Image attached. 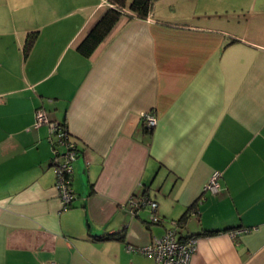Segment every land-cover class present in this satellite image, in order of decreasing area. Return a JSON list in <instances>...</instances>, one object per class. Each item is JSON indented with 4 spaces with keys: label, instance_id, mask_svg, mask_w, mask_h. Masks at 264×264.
Wrapping results in <instances>:
<instances>
[{
    "label": "crops",
    "instance_id": "0c3cea01",
    "mask_svg": "<svg viewBox=\"0 0 264 264\" xmlns=\"http://www.w3.org/2000/svg\"><path fill=\"white\" fill-rule=\"evenodd\" d=\"M158 1L86 56L100 0H0V264H150L127 247L164 230L130 209L140 192L164 228L183 218L189 264H264V0ZM37 108L78 148L66 207Z\"/></svg>",
    "mask_w": 264,
    "mask_h": 264
},
{
    "label": "built area",
    "instance_id": "2783aa9c",
    "mask_svg": "<svg viewBox=\"0 0 264 264\" xmlns=\"http://www.w3.org/2000/svg\"><path fill=\"white\" fill-rule=\"evenodd\" d=\"M105 6L112 5L109 0H103ZM125 10V9H124ZM150 15L146 16L149 19ZM144 127L150 130L156 125L157 117L152 111H144L140 114ZM42 124H48L50 126L51 133L58 136L57 142L61 146H65V151L61 153L57 148L55 152L57 155H61L63 160L58 162L54 168L56 173L55 186L58 192V196L64 207L70 205L74 198V191L71 188L72 181V160L75 158L77 151L75 149V143L69 139L68 130L66 126L59 125L58 121L50 120L47 113L42 108L35 110L34 126ZM59 155V156H60ZM58 157V156H56ZM221 171L214 170L206 185L204 191L209 193H216L220 187ZM131 210H139L141 208H148L152 212L150 220L155 224H161L164 218L157 215L156 201L150 197L136 193L128 201ZM170 226L164 228L162 234L153 236L151 240L140 246H133L128 244L129 250L139 251L151 260L150 264H189L190 257L194 251V238L182 239L177 236L176 222L170 220ZM49 264H61L56 261H50Z\"/></svg>",
    "mask_w": 264,
    "mask_h": 264
},
{
    "label": "trees",
    "instance_id": "16d2710c",
    "mask_svg": "<svg viewBox=\"0 0 264 264\" xmlns=\"http://www.w3.org/2000/svg\"><path fill=\"white\" fill-rule=\"evenodd\" d=\"M154 1L155 0H109V2L112 5L106 6L105 12L99 17V19L95 22L92 28L88 31L85 37L78 44L77 46L78 51L83 55L86 56L90 55L92 51L96 48V46L110 32V30L112 29V27L120 17L125 16L127 18H132V17L146 18V16L151 11L152 4ZM32 43H33V37H28L25 42V49L26 50L29 49ZM59 125L65 126L64 123L62 122H59ZM74 143H75V149L78 152L76 142L74 141ZM140 194L148 196L146 192H142V193L140 192ZM196 205H197V201L195 205L192 207L193 208L192 210L194 212L197 211L196 208L194 209ZM182 219L183 218L173 219L176 222L175 225L176 228L180 226V224L183 221ZM149 222L154 223L150 219ZM170 225L171 224H169V226ZM205 233H212V231H207Z\"/></svg>",
    "mask_w": 264,
    "mask_h": 264
},
{
    "label": "rangeland",
    "instance_id": "374dc122",
    "mask_svg": "<svg viewBox=\"0 0 264 264\" xmlns=\"http://www.w3.org/2000/svg\"><path fill=\"white\" fill-rule=\"evenodd\" d=\"M172 1H174V0H159L158 2H157V4H156V6H157V8L158 9H163V10H168L167 8L169 7L168 5H170L169 3H171ZM217 2H221V1H225V2H231V0H216ZM255 2V1H254ZM179 3H181V2H179ZM193 3H195V4H197L198 5V2L197 1H193ZM100 4H104L103 3V0H100ZM56 120V119H55ZM57 121V120H56ZM55 137H56V139L58 138V136L55 134ZM63 147V146H62ZM61 147V150H63V148ZM60 158H62V157H60ZM152 199V198H151ZM144 209H146L148 212H149V216H152L153 214H152V212L148 209V208H144ZM156 213V212H155ZM157 214V213H156ZM166 220H167V222H166V224H168L169 222L168 221H170L169 220V218H166ZM152 225L154 226V225H158V226H162L161 228H163L164 229V226L163 225H160V224H155V223H152ZM152 226V227H153Z\"/></svg>",
    "mask_w": 264,
    "mask_h": 264
},
{
    "label": "clouds",
    "instance_id": "9594fccd",
    "mask_svg": "<svg viewBox=\"0 0 264 264\" xmlns=\"http://www.w3.org/2000/svg\"><path fill=\"white\" fill-rule=\"evenodd\" d=\"M148 15H150V13Z\"/></svg>",
    "mask_w": 264,
    "mask_h": 264
}]
</instances>
